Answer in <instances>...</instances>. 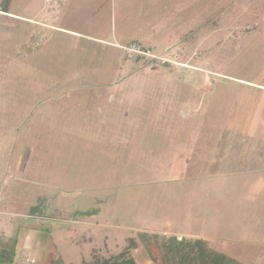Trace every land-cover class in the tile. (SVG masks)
<instances>
[{
    "label": "rangeland",
    "instance_id": "374dc122",
    "mask_svg": "<svg viewBox=\"0 0 264 264\" xmlns=\"http://www.w3.org/2000/svg\"><path fill=\"white\" fill-rule=\"evenodd\" d=\"M155 236L264 264V0H0V259Z\"/></svg>",
    "mask_w": 264,
    "mask_h": 264
},
{
    "label": "trees",
    "instance_id": "16d2710c",
    "mask_svg": "<svg viewBox=\"0 0 264 264\" xmlns=\"http://www.w3.org/2000/svg\"><path fill=\"white\" fill-rule=\"evenodd\" d=\"M12 0H6V2H11ZM146 234L141 233L139 238L144 241ZM138 238V237H137ZM136 239V238H134ZM131 238L129 243L133 246L130 249V245L127 249L114 257L102 259H94V262L87 263L83 260V264H137L135 258L130 254L131 250L137 248V241ZM158 248L162 254V264H244L241 261L232 258L224 253L214 250L210 246L208 240L202 238H184L179 239L178 237H170L168 239H163L160 243L158 236H155ZM15 264L12 261L1 260L0 264ZM49 264H64L62 258L59 260H52Z\"/></svg>",
    "mask_w": 264,
    "mask_h": 264
},
{
    "label": "crops",
    "instance_id": "0c3cea01",
    "mask_svg": "<svg viewBox=\"0 0 264 264\" xmlns=\"http://www.w3.org/2000/svg\"><path fill=\"white\" fill-rule=\"evenodd\" d=\"M2 12V11H1ZM3 13H6V15H10V13H9V11H3ZM42 234V233H41ZM36 244H37V240H36ZM27 247V246H26ZM25 247V248H26ZM26 250V249H25ZM22 251H24V250H22ZM25 259V258H24Z\"/></svg>",
    "mask_w": 264,
    "mask_h": 264
}]
</instances>
